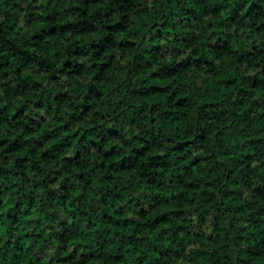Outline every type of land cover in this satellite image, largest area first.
Returning a JSON list of instances; mask_svg holds the SVG:
<instances>
[{
  "label": "trees",
  "instance_id": "16d2710c",
  "mask_svg": "<svg viewBox=\"0 0 264 264\" xmlns=\"http://www.w3.org/2000/svg\"><path fill=\"white\" fill-rule=\"evenodd\" d=\"M0 264H264V0H0Z\"/></svg>",
  "mask_w": 264,
  "mask_h": 264
}]
</instances>
